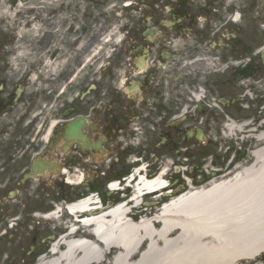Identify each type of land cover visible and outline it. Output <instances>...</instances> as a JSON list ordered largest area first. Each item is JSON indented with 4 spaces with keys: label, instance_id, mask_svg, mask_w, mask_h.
I'll use <instances>...</instances> for the list:
<instances>
[{
    "label": "flooded vegetation",
    "instance_id": "obj_1",
    "mask_svg": "<svg viewBox=\"0 0 264 264\" xmlns=\"http://www.w3.org/2000/svg\"><path fill=\"white\" fill-rule=\"evenodd\" d=\"M47 1L0 0V243L17 255L38 240L26 225L44 185L82 177L108 192L134 170L154 175L168 155L185 163L188 150L215 146L209 100L262 90L264 0ZM124 32L130 43L106 44ZM10 254L0 249V261L16 262Z\"/></svg>",
    "mask_w": 264,
    "mask_h": 264
},
{
    "label": "bare ground",
    "instance_id": "obj_2",
    "mask_svg": "<svg viewBox=\"0 0 264 264\" xmlns=\"http://www.w3.org/2000/svg\"><path fill=\"white\" fill-rule=\"evenodd\" d=\"M226 126L231 132L243 129V125L234 123ZM256 137L262 141V132ZM252 154L251 165L209 187L178 195L159 208L156 215L137 223L126 215L131 208L129 202L113 205L107 214L98 217L97 212L88 214L93 217L85 220L88 224L84 227L92 228V223L97 222V237L74 240L73 229L52 245L49 261L40 258L39 264H238L260 256L264 252L262 145ZM167 171L163 167L153 178L140 177L132 193L136 204H140L141 195L161 191L168 185ZM81 180L78 177L69 182L77 184ZM112 187L117 189V184ZM93 199L91 196L67 208L72 212L81 210ZM61 211L59 206L42 216L58 218ZM110 255L112 259L107 262Z\"/></svg>",
    "mask_w": 264,
    "mask_h": 264
},
{
    "label": "rangeland",
    "instance_id": "obj_3",
    "mask_svg": "<svg viewBox=\"0 0 264 264\" xmlns=\"http://www.w3.org/2000/svg\"><path fill=\"white\" fill-rule=\"evenodd\" d=\"M43 5L46 6L48 10H50L51 3L49 0L47 2H43ZM36 4L34 2H30L27 4V12L28 14H34ZM125 12V10L123 9ZM129 15V14H128ZM130 16V15H129ZM122 23L124 26H130V19L124 17L122 19ZM31 31H28L27 38L28 43L34 42V22L30 25ZM130 39H126V33L107 36V45H116L119 43H130ZM113 53V51L107 49L106 55ZM28 52L27 59L28 61H32L34 56ZM124 69V68H123ZM124 75L120 77L117 81L119 85L124 83ZM122 78V79H120ZM34 77L31 79V89H33L34 85ZM246 93V92H245ZM253 94H249L244 99H235L233 102L229 103V106L224 105L219 100L213 98L208 102L212 105L209 109L203 112V118L206 119L208 114L209 117L206 121H210V127L215 131L211 135L213 137L212 141L215 143V146L211 144H204L201 148H193L187 151V157L185 163H177L176 165H180L182 167L175 169V167L171 166L169 181L171 183L170 187L172 188V192L167 194L165 191L162 197H148L146 198V202H144V206H147L148 212L151 209H157L159 206L164 204L166 201L170 200L171 197H176L181 191L198 189L203 187H209L213 182H216L224 177H228L232 175L233 172L237 171L241 167H245L251 165L254 162V157L252 152L262 145V149H264V66H262V90L260 91V95L256 97L258 91H253ZM223 101V100H222ZM224 119V124L221 125L220 120ZM226 123H234L236 125H243L242 130H234L231 132ZM246 123H250L246 125ZM217 130V132H216ZM262 132V141L258 140L256 135ZM218 137L219 141L214 139ZM168 153V152H167ZM166 153V154H167ZM183 156V155H182ZM181 156V157H182ZM185 156V155H184ZM238 157V161H233L234 157ZM264 158V156L262 155ZM173 158L175 159V155H168L167 160L172 162ZM167 163V162H166ZM164 164L163 166H166ZM215 170L217 176L212 177L211 172ZM176 171V173L174 172ZM208 180L206 177L209 176ZM262 178L264 180V162L262 160ZM175 179H179L177 184L172 185ZM176 186H183L181 190H177ZM89 186L87 184H82L80 188H72L65 183L62 185H58L55 188L51 186L47 187L44 185L43 191L39 196V201L43 205V209L41 211H37L36 217H32L31 223L32 226L26 225V230L37 233V245L38 248L41 247L39 254L34 259H29L28 251L31 246V239H29L25 245H22L20 248L22 253H27V255H17L18 247L14 246L9 241H3L0 243V249L4 254H10L13 260H15L19 264H39L40 258L49 259L51 254L49 252L53 243L57 242L60 239V236L66 232L65 227L62 225L63 221L69 219V214L65 209L61 212L62 215L57 219H47L42 215L49 213L50 211H54L57 206H65V204L71 202V200L77 201L78 197H83V194L88 192ZM102 196L109 198L121 197L115 193L110 194L109 192L102 191ZM72 195V199H64L63 196ZM100 196V195H99ZM146 211V210H144ZM156 212V211H154ZM40 215V216H39ZM39 221V223H38ZM58 226V224H60ZM36 225L35 229L33 226ZM23 228V227H21ZM18 228V231L21 229ZM81 235H88L92 239L95 237L90 233V230L87 228H81L78 230L75 237H79ZM24 247V248H22ZM23 256L26 257L23 259ZM112 259V255L107 258V262H110ZM262 260L264 262V252L262 253ZM14 262L13 264H17ZM5 263V258L2 257L0 264ZM253 262L245 260L240 261L238 264H252Z\"/></svg>",
    "mask_w": 264,
    "mask_h": 264
},
{
    "label": "water",
    "instance_id": "obj_4",
    "mask_svg": "<svg viewBox=\"0 0 264 264\" xmlns=\"http://www.w3.org/2000/svg\"><path fill=\"white\" fill-rule=\"evenodd\" d=\"M263 56H264V52H263ZM264 58V57H263Z\"/></svg>",
    "mask_w": 264,
    "mask_h": 264
}]
</instances>
